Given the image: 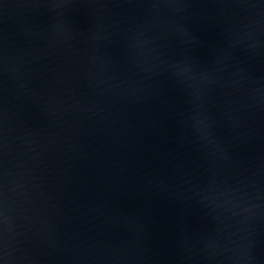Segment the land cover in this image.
<instances>
[{
    "label": "water",
    "instance_id": "water-1",
    "mask_svg": "<svg viewBox=\"0 0 264 264\" xmlns=\"http://www.w3.org/2000/svg\"><path fill=\"white\" fill-rule=\"evenodd\" d=\"M0 264H264V0H0Z\"/></svg>",
    "mask_w": 264,
    "mask_h": 264
}]
</instances>
